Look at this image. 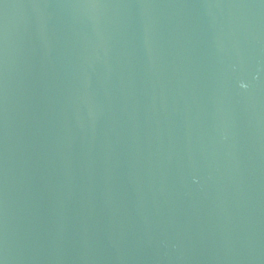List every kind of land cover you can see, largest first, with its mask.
Masks as SVG:
<instances>
[{"label": "water", "instance_id": "obj_1", "mask_svg": "<svg viewBox=\"0 0 264 264\" xmlns=\"http://www.w3.org/2000/svg\"><path fill=\"white\" fill-rule=\"evenodd\" d=\"M0 156L264 264V0H0Z\"/></svg>", "mask_w": 264, "mask_h": 264}]
</instances>
